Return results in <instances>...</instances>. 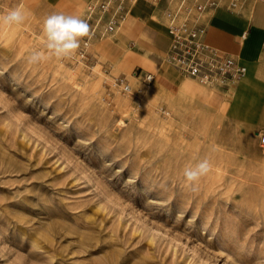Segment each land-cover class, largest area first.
I'll list each match as a JSON object with an SVG mask.
<instances>
[{
    "label": "rangeland",
    "instance_id": "obj_1",
    "mask_svg": "<svg viewBox=\"0 0 264 264\" xmlns=\"http://www.w3.org/2000/svg\"><path fill=\"white\" fill-rule=\"evenodd\" d=\"M42 4L0 0L27 13L0 26V264H264V149L220 87L190 78L195 92L172 94L91 49L29 64L61 12ZM203 158L193 191L183 169Z\"/></svg>",
    "mask_w": 264,
    "mask_h": 264
},
{
    "label": "crops",
    "instance_id": "obj_2",
    "mask_svg": "<svg viewBox=\"0 0 264 264\" xmlns=\"http://www.w3.org/2000/svg\"><path fill=\"white\" fill-rule=\"evenodd\" d=\"M59 1L68 3L83 19L92 4L112 1L115 5H122L124 23L107 38L93 40L92 52L112 62L123 73L135 69L143 76L152 73L159 84L169 86L172 94L194 91V85L188 82L190 78L184 77L166 60L171 53V36L165 10L177 9L182 0H161L158 3L140 0ZM186 1L193 3V0ZM52 4L50 0H43L42 5L56 6L61 12L71 14ZM183 22L190 29H203L204 33L198 35L200 41L245 67V74L235 87H220L217 93L223 99L228 121L242 124L247 133H264V0H245L235 8L230 6L229 0H215L202 12L190 16L181 12L176 23ZM108 38L109 41L104 42ZM231 106L237 113L233 116L229 113Z\"/></svg>",
    "mask_w": 264,
    "mask_h": 264
},
{
    "label": "built area",
    "instance_id": "obj_3",
    "mask_svg": "<svg viewBox=\"0 0 264 264\" xmlns=\"http://www.w3.org/2000/svg\"><path fill=\"white\" fill-rule=\"evenodd\" d=\"M148 3H158L161 0H140ZM232 8L237 7L245 0H229ZM215 0H193L188 4L182 0L177 9L168 8L165 16L169 19L168 31L171 36V53L166 60L176 67L184 77L193 79L200 84L217 87H235L245 74V67L238 64L231 57L209 46L198 39L203 29H190L186 22L178 25L176 19L181 12L190 16L195 12H202ZM122 5H115L112 1L92 4L88 7L85 20L90 25L92 36L84 38L81 47L73 58L82 62L88 60L93 40L105 39L115 32L125 21ZM137 78L136 75H134ZM111 88L127 96H137L141 90H134L125 76H111ZM142 83L150 85L155 76L151 73L144 77L139 76ZM169 116V112H164ZM260 146L264 149V133H258Z\"/></svg>",
    "mask_w": 264,
    "mask_h": 264
},
{
    "label": "clouds",
    "instance_id": "obj_4",
    "mask_svg": "<svg viewBox=\"0 0 264 264\" xmlns=\"http://www.w3.org/2000/svg\"><path fill=\"white\" fill-rule=\"evenodd\" d=\"M27 19L25 10L16 6L0 14V26L21 25ZM42 33L45 37L44 50H34L28 56L29 64L46 61L51 57L71 58L81 47L84 38H91L92 31L88 22L82 17L64 12H52L42 20ZM212 170L208 158L198 160L194 165L183 169L186 185L193 191L198 190L199 181Z\"/></svg>",
    "mask_w": 264,
    "mask_h": 264
}]
</instances>
